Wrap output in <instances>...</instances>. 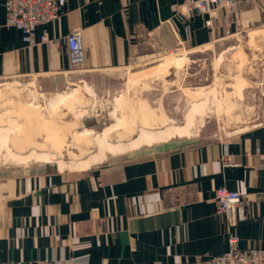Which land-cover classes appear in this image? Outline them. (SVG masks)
<instances>
[{"label":"crops","instance_id":"crops-1","mask_svg":"<svg viewBox=\"0 0 264 264\" xmlns=\"http://www.w3.org/2000/svg\"><path fill=\"white\" fill-rule=\"evenodd\" d=\"M5 2L1 77L70 72L67 46L57 40L77 30L86 73L139 64L158 49L207 47L238 30L223 11L192 15L186 0H69L58 20L38 28L37 41L47 33L51 42L30 47L21 31L6 26ZM241 9L244 24L262 19L255 8ZM145 133L135 144L159 140ZM221 188L252 200L232 229L217 213ZM231 232L242 249L264 250L263 125L228 141L197 139L151 155L139 152L76 176L0 174V264H199L226 252Z\"/></svg>","mask_w":264,"mask_h":264},{"label":"rangeland","instance_id":"rangeland-1","mask_svg":"<svg viewBox=\"0 0 264 264\" xmlns=\"http://www.w3.org/2000/svg\"><path fill=\"white\" fill-rule=\"evenodd\" d=\"M245 6L262 19L244 24ZM238 11L237 32L207 47L158 49L145 62L113 71L0 76V174L76 176L139 152L228 141L264 126V0H240ZM163 130L166 138L158 135ZM180 131L184 137L171 136ZM143 132L159 140L135 144ZM101 153L97 164L87 162Z\"/></svg>","mask_w":264,"mask_h":264},{"label":"built area","instance_id":"built-area-1","mask_svg":"<svg viewBox=\"0 0 264 264\" xmlns=\"http://www.w3.org/2000/svg\"><path fill=\"white\" fill-rule=\"evenodd\" d=\"M69 0H6V26L22 32L23 41L32 47L37 44L50 43L47 33L40 42L37 41V31L40 26L55 22L61 16ZM240 0H186L192 15L217 17L224 12L226 19H239ZM67 46L72 67L83 68L85 64V50L82 43V33L77 30L57 40ZM251 198L247 194L221 188L216 191L215 203L217 213L223 216L232 229L239 224V214L251 206ZM229 247L226 252L218 256L198 260L199 264H264V250L259 248L242 249L240 238L229 234Z\"/></svg>","mask_w":264,"mask_h":264},{"label":"bare ground","instance_id":"bare-ground-1","mask_svg":"<svg viewBox=\"0 0 264 264\" xmlns=\"http://www.w3.org/2000/svg\"><path fill=\"white\" fill-rule=\"evenodd\" d=\"M74 101V100H73ZM197 106V105H196ZM196 106H194V107H196ZM44 156L45 157H47V158H49V156L48 155H46V154H44ZM22 159H20V160H24V159H29L30 157H21ZM51 159V158H50Z\"/></svg>","mask_w":264,"mask_h":264}]
</instances>
